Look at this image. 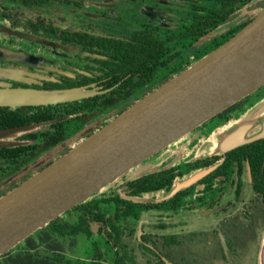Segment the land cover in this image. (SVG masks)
Here are the masks:
<instances>
[{
  "label": "flooded vegetation",
  "instance_id": "obj_1",
  "mask_svg": "<svg viewBox=\"0 0 264 264\" xmlns=\"http://www.w3.org/2000/svg\"><path fill=\"white\" fill-rule=\"evenodd\" d=\"M263 9L264 0L229 5L226 0H0V89L83 88L95 93L88 98L115 91L111 99L123 101L86 124L89 132L172 79L178 69H186L198 56L229 40ZM230 23L234 24L227 27ZM142 39L150 42L143 48L139 70L122 68L119 52ZM131 84L143 85L131 95L123 93L128 88H117ZM263 101L264 86L244 98L238 108L219 113L189 137L144 161L138 176L128 174L103 189L102 193L118 195L129 204L98 207L109 211L89 222L90 235L70 237L65 240L68 247L62 245L66 264L190 262L194 256L189 248L179 252L190 237L186 239L178 226L190 224L182 214L191 213L206 217L204 228L214 229L212 234L217 236L213 241L220 257L209 258V264L229 260L233 264L241 241L253 234L255 260L259 257L263 264L264 246L258 251L256 235L264 228V155L257 157L264 138L226 153L213 150L211 144L213 135L220 139L222 129V133L231 132L245 112ZM66 103L0 105V197L76 145L84 130L68 138L67 115L60 112L51 118L53 109H62ZM262 124L263 118H258L245 138L259 134ZM53 139L58 143L50 147ZM250 145L254 148L249 149ZM40 148L47 150L38 153ZM210 168L205 176L169 196L178 184ZM139 178L145 181L136 193L128 183ZM121 211L124 220L118 219ZM64 214L69 221L72 215ZM215 228L225 232L221 231L222 241ZM74 246L80 253L70 252Z\"/></svg>",
  "mask_w": 264,
  "mask_h": 264
},
{
  "label": "water",
  "instance_id": "obj_2",
  "mask_svg": "<svg viewBox=\"0 0 264 264\" xmlns=\"http://www.w3.org/2000/svg\"><path fill=\"white\" fill-rule=\"evenodd\" d=\"M263 86L264 9L222 45L1 196L0 256ZM94 94L83 88H3L0 105L11 108L52 105ZM258 118H263L262 131L245 138ZM233 126L231 132H220V139L211 141L213 150L226 153L264 138V101L245 112ZM211 170L200 171L178 184L169 196Z\"/></svg>",
  "mask_w": 264,
  "mask_h": 264
},
{
  "label": "trees",
  "instance_id": "obj_3",
  "mask_svg": "<svg viewBox=\"0 0 264 264\" xmlns=\"http://www.w3.org/2000/svg\"><path fill=\"white\" fill-rule=\"evenodd\" d=\"M226 1L229 5L231 2L236 3V1L238 0H226ZM250 22L251 21L241 26L239 31L242 30ZM142 40L143 41L126 45L125 48H123L119 52L122 68L126 65L129 67V69L138 68L137 70H139L142 56L144 55L142 52L143 48L148 42H150V40L148 42H145V39ZM220 45H217L215 48L219 47ZM206 54L207 53H205L204 55ZM200 58L201 56L200 57L198 56V59ZM183 69L184 68L178 69L174 73V75L182 72ZM142 85L143 84H139V85L131 84L129 85V87H125L121 85L118 86L117 88L119 89V91L121 88L122 89L128 88L129 91H123V93L127 95H131V93L135 89L139 88ZM118 89L116 90L118 91ZM109 94L110 95L104 94L93 98L80 100L77 102L75 101V102H68L66 104H62V109L60 108L57 110L53 109L51 118L55 117L56 115H60V112L61 115L63 114L67 115L68 119L65 122L67 129L66 132H67V137L70 138L71 136L76 134L75 131H78L79 129L86 131V127H87L86 124L101 118L106 112L105 110L108 107L115 106L123 101V100L111 99L110 96L114 95L115 91L110 92ZM241 101L221 112L219 116L230 113L233 109L238 108L245 100L243 102ZM115 117L107 119L99 127L89 132L83 131V133L79 136L76 145L83 139L87 138L89 135L93 134L94 131L102 127L105 123L109 122V120H112ZM60 140L62 141L64 140L63 136L60 137ZM57 143L58 141L56 139H53L49 146L50 147L56 146ZM74 146L75 145H73L72 147ZM247 147L249 149L254 148V146L252 145ZM45 150H47V148H40L38 153L40 151L43 152ZM259 150L260 149H258V151ZM263 155H264V147L262 148V153L257 154V157L261 158L263 157ZM122 178L123 177L119 178L117 181H119ZM143 181H145L144 178H139L134 180L133 182L128 183V186L129 187L134 186L136 188L135 190L136 193H140L142 191L141 187L143 185ZM102 191L101 193L100 192L96 193L92 198L85 200L84 202H81L80 204L76 205L75 207L67 211L68 214L72 215L69 221H66L65 214H62L55 220L50 221L41 229L37 230L35 233L30 235L23 242L19 243L15 248L10 250L6 254L0 256V264H47V262H49V264H66L67 260L63 256V249H62V245L64 241L66 239H69L70 237L89 236L90 235V232L88 230L89 222H91L95 218L101 219V217H98V214H101L103 211L108 210V209L104 210L103 208H98V207L109 206V205L124 206L126 204H129L128 202H126L125 199H122L118 195L112 197L110 196V193L108 192L102 193ZM119 215L121 216V218L118 219L124 220L125 213L121 211L119 212Z\"/></svg>",
  "mask_w": 264,
  "mask_h": 264
},
{
  "label": "rangeland",
  "instance_id": "obj_4",
  "mask_svg": "<svg viewBox=\"0 0 264 264\" xmlns=\"http://www.w3.org/2000/svg\"><path fill=\"white\" fill-rule=\"evenodd\" d=\"M206 126H208V124ZM197 130L199 129L197 128L195 131L190 133L189 136L193 134L194 132H196ZM222 132L223 131L221 130V133ZM217 138H218V134H215L211 137V141L218 140ZM203 153L204 154L208 153V149H205ZM150 160L148 159L146 161H150ZM141 169L140 167L134 168L133 169L134 171L131 172L132 174L129 173L132 176L131 175L129 176L130 177L138 176V174L141 172ZM182 216L186 219H189L190 224L186 226L183 224H180L178 226V229L180 230V232L184 235L186 239H187V236H189L190 239H189V242L186 241V247L181 248L179 252L180 254H184V252H188V248H189V250L193 253V256H194V258L191 259L190 262L188 261L185 264H209V258L214 259L216 257H220L219 247L213 241V240H216V238L214 237L215 234L214 235L212 234V231L214 229L204 228V224H205L204 221L206 217H199L197 214H193V213H191L190 215L182 214ZM179 220H181V215L179 216ZM215 231L216 232L219 231L218 237H219V240L222 241L224 235L221 234V231L222 232L224 231L216 229V228H215ZM256 236L258 237V240H259V243L257 245L258 251H260L261 248L264 246V228L258 229ZM251 237L252 238L250 240H248L249 238H246L243 241H241V245L236 250L237 258L234 260L235 262H233V264H260L259 257H256V260H255V253H254L255 241L253 240L255 238V234H253ZM74 244L77 245V243H74ZM68 245H69V242L64 241L63 246L68 247ZM255 249H256V246H255ZM70 252L76 255V253H80V249L74 246L73 248H70ZM230 262L231 260H229L227 264H230Z\"/></svg>",
  "mask_w": 264,
  "mask_h": 264
}]
</instances>
